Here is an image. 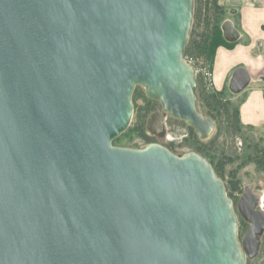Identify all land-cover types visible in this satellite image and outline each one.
Instances as JSON below:
<instances>
[{"label": "water", "instance_id": "obj_1", "mask_svg": "<svg viewBox=\"0 0 264 264\" xmlns=\"http://www.w3.org/2000/svg\"><path fill=\"white\" fill-rule=\"evenodd\" d=\"M194 0H0V264H247L264 213L248 189L238 212L201 156L113 146L137 86L200 140L184 59ZM225 42L239 32L222 24ZM264 83V78H262ZM249 83L236 70L231 94ZM163 129L154 113L147 130Z\"/></svg>", "mask_w": 264, "mask_h": 264}, {"label": "rangeland", "instance_id": "obj_2", "mask_svg": "<svg viewBox=\"0 0 264 264\" xmlns=\"http://www.w3.org/2000/svg\"><path fill=\"white\" fill-rule=\"evenodd\" d=\"M209 1L211 0H194L192 28L186 46L189 48L184 57L196 71L198 102L203 95H209L215 91L211 77L206 75L212 72L210 58H207L206 54L198 48L203 41L202 34L210 37L211 27L214 24L222 27L225 21L233 22L237 26L236 17L219 4L220 8L226 10L221 17L210 9L206 10ZM236 26L234 27L236 28ZM239 42L238 40L235 44ZM228 84L229 81L222 89L224 90L222 97H219L221 103L229 104L226 109L217 108L212 111L213 106L211 105L203 109L206 118L211 119L214 123L216 120L215 131L206 140H200L194 130L185 122L161 114V105L149 100L145 96L143 88L137 86L132 94L133 112L128 129L117 138V142L113 141L112 144L116 147L133 150H140L148 145L156 144L165 147L178 157L195 153L211 165L210 160L206 158V150L210 151L215 156V163H222L224 174L220 177L216 176L223 182L227 197L232 201L238 221V239L241 241L249 228V224L241 218L238 212L239 200L246 189L256 196L257 209L264 213V159L261 154L264 148V128L243 125L241 121L238 122L235 119L233 111H240L241 104L247 94L252 91L251 89L258 85L264 87V83L261 79L256 84H250L237 95L229 92ZM201 104L204 103L199 102L200 110ZM152 113H159L163 116L164 132L159 137L152 136L147 130V120ZM247 264H264V233L259 240L257 256L253 260H249Z\"/></svg>", "mask_w": 264, "mask_h": 264}, {"label": "crops", "instance_id": "obj_3", "mask_svg": "<svg viewBox=\"0 0 264 264\" xmlns=\"http://www.w3.org/2000/svg\"><path fill=\"white\" fill-rule=\"evenodd\" d=\"M218 4L236 17L239 43L231 48L218 47L214 55L211 81L221 91L233 73L244 69L249 83L264 78V0H218ZM259 86V85H258ZM252 88L240 107L243 125L264 128V87Z\"/></svg>", "mask_w": 264, "mask_h": 264}, {"label": "trees", "instance_id": "obj_4", "mask_svg": "<svg viewBox=\"0 0 264 264\" xmlns=\"http://www.w3.org/2000/svg\"><path fill=\"white\" fill-rule=\"evenodd\" d=\"M208 1V0H207ZM207 8L206 10H211L214 11V14L216 13V15H219L220 17L224 15V13L226 12L225 9L220 8L218 6L217 0H211L209 1V3L207 2ZM207 17V16H206ZM205 17V18H206ZM212 30V34L210 35V37L205 36V34H202V38L203 41L201 43V45L198 47L200 49L201 52H204L207 56V58H210V68L212 69L213 67V63H214V55H215V51L218 47H226V48H231L233 47L234 44H228L223 40L222 37V33H221V27L218 24H214V26L211 27ZM188 47L185 48L184 51V57L186 56L187 52H188ZM223 91H213L211 92L209 95H203L202 98H200L199 102L200 103H204L200 105L201 108V114H204L205 117V113H204V107L206 106H213V109H223L229 105L227 103L223 104L221 103L222 101L219 99V97L221 98L223 95ZM207 116V115H206ZM233 116L235 117V119L239 122L240 121V111L234 110L233 111ZM214 120V119H213ZM216 123V120H215ZM217 129V127H216ZM114 142H117V139L114 140ZM262 157L264 159V148L261 151ZM215 156H213V154L206 150V158L208 160H210L209 162H211V165L213 166V170L215 172V174L220 177L224 174V170L222 167V163H215ZM249 261V260H248ZM247 261V262H248Z\"/></svg>", "mask_w": 264, "mask_h": 264}, {"label": "flooded vegetation", "instance_id": "obj_5", "mask_svg": "<svg viewBox=\"0 0 264 264\" xmlns=\"http://www.w3.org/2000/svg\"><path fill=\"white\" fill-rule=\"evenodd\" d=\"M224 40V39H223ZM227 43V42H226ZM228 44H230V43H228ZM152 114H154V113H152ZM152 114H150V115H152ZM159 114V113H158ZM161 114H163V113H161ZM160 114V115H161ZM150 117V116H149ZM163 127H164V125H163ZM163 132H164V128L163 129H161V130H154V132H152V133H150L152 136H154V137H159V136H161L162 134H163Z\"/></svg>", "mask_w": 264, "mask_h": 264}, {"label": "built area", "instance_id": "obj_6", "mask_svg": "<svg viewBox=\"0 0 264 264\" xmlns=\"http://www.w3.org/2000/svg\"><path fill=\"white\" fill-rule=\"evenodd\" d=\"M207 76H209V77H211V73H209V74H206Z\"/></svg>", "mask_w": 264, "mask_h": 264}, {"label": "bare ground", "instance_id": "obj_7", "mask_svg": "<svg viewBox=\"0 0 264 264\" xmlns=\"http://www.w3.org/2000/svg\"><path fill=\"white\" fill-rule=\"evenodd\" d=\"M164 128V127H163Z\"/></svg>", "mask_w": 264, "mask_h": 264}]
</instances>
